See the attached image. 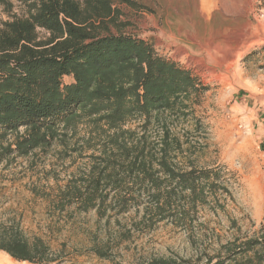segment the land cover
<instances>
[{"label":"trees","instance_id":"trees-1","mask_svg":"<svg viewBox=\"0 0 264 264\" xmlns=\"http://www.w3.org/2000/svg\"><path fill=\"white\" fill-rule=\"evenodd\" d=\"M121 27L113 0H33L27 14L0 23V163L52 150L82 160L56 206L96 211L106 241L91 250L101 258H111V241L161 222L195 242L198 212L224 208L228 191L222 167L197 163L204 147L193 133L205 125L194 104L207 85ZM0 250L19 261L56 260L47 241L14 223L0 228ZM194 252L137 264H264V221L251 236Z\"/></svg>","mask_w":264,"mask_h":264},{"label":"rangeland","instance_id":"rangeland-1","mask_svg":"<svg viewBox=\"0 0 264 264\" xmlns=\"http://www.w3.org/2000/svg\"><path fill=\"white\" fill-rule=\"evenodd\" d=\"M32 1L0 0V23L27 14ZM113 5L122 32L149 41L207 85L194 104L205 127L193 135L204 147L198 165L224 170V208L198 212L195 242L184 229L161 222L120 244L111 241V258H101L91 250L106 241L96 211L56 206L58 192L83 161L37 151L0 163V228L14 223L28 238H43L56 258L49 264H137L153 254L189 258L198 245L217 247L253 235L264 221V140L242 108L244 103L253 108L255 97L264 94V0H113ZM111 32L118 29L111 26ZM133 214L119 220L130 223ZM0 264L37 263L0 250Z\"/></svg>","mask_w":264,"mask_h":264},{"label":"crops","instance_id":"crops-1","mask_svg":"<svg viewBox=\"0 0 264 264\" xmlns=\"http://www.w3.org/2000/svg\"><path fill=\"white\" fill-rule=\"evenodd\" d=\"M260 98L261 95L255 97V105L253 108L252 106L248 107V103H244L245 106L242 109L246 112V116L244 117L246 121L250 122L252 130L255 131L258 138L264 140V94L262 99Z\"/></svg>","mask_w":264,"mask_h":264}]
</instances>
